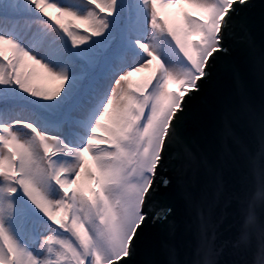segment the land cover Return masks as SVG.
I'll use <instances>...</instances> for the list:
<instances>
[{
	"label": "snow or ice",
	"instance_id": "obj_1",
	"mask_svg": "<svg viewBox=\"0 0 264 264\" xmlns=\"http://www.w3.org/2000/svg\"><path fill=\"white\" fill-rule=\"evenodd\" d=\"M257 12L264 31V0H0V264H146L174 196L204 202L190 192L201 169L215 199L238 206L233 246L257 233L264 264V106L246 117L258 150L223 133L259 200L243 183L228 190L227 150L213 168L191 147L218 68ZM211 228L202 215L196 254L208 253L193 264H221Z\"/></svg>",
	"mask_w": 264,
	"mask_h": 264
},
{
	"label": "water",
	"instance_id": "obj_2",
	"mask_svg": "<svg viewBox=\"0 0 264 264\" xmlns=\"http://www.w3.org/2000/svg\"><path fill=\"white\" fill-rule=\"evenodd\" d=\"M257 4L261 0H256ZM264 47V31L256 13L250 33L238 35L233 43V51L221 62L213 88L204 102L201 113L200 130L191 141L194 153L206 157L213 168L227 150L224 175L228 190L235 191L243 183L247 189L255 187L259 200L260 185L249 174L246 158L240 155L239 144L258 150V129L246 118L249 113H259L264 106V78L259 70V52ZM254 48L256 56L250 55ZM231 137L225 136V128ZM209 173L204 169L193 175L190 192L200 199L206 192L204 202L190 205L187 200L175 195L170 201L176 208L171 224L154 225L147 236L141 259L146 264H193L208 253L206 243L200 257L196 250L200 246L199 224L201 216L209 218L211 231L215 234L217 248L223 247L219 257L221 264H258L260 240L254 233L244 246H233L240 230V216L235 200H216L212 189L204 183Z\"/></svg>",
	"mask_w": 264,
	"mask_h": 264
},
{
	"label": "trees",
	"instance_id": "obj_3",
	"mask_svg": "<svg viewBox=\"0 0 264 264\" xmlns=\"http://www.w3.org/2000/svg\"><path fill=\"white\" fill-rule=\"evenodd\" d=\"M139 78H140L139 76L136 77V79H139Z\"/></svg>",
	"mask_w": 264,
	"mask_h": 264
}]
</instances>
